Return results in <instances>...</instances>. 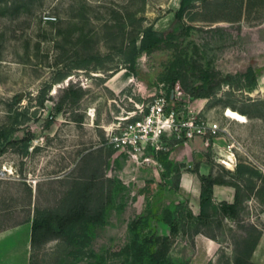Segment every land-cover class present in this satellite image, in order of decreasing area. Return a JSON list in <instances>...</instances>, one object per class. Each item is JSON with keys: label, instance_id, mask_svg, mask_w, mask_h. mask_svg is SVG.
<instances>
[{"label": "rangeland", "instance_id": "374dc122", "mask_svg": "<svg viewBox=\"0 0 264 264\" xmlns=\"http://www.w3.org/2000/svg\"><path fill=\"white\" fill-rule=\"evenodd\" d=\"M178 6L179 0H0V127L19 110L27 121L13 138H22L25 128L32 132L26 150L18 142L0 156L2 241L8 248L28 249L32 220L42 212L63 214L78 203L90 209L107 206L105 224L87 232L89 241L79 232L72 245L60 237L37 243L26 264H88L90 251L101 253L115 243L123 244L128 223L145 208L139 190L146 185L151 196L163 184L156 166L138 165L104 144V127L159 91L125 68L128 64L120 50H128L133 42L138 47L141 29L150 24L159 31H178L180 23L174 17ZM182 22L198 27L195 38L201 50L221 77L228 75L231 82L222 84L210 99H193L185 93L179 97L209 110L207 116L227 127L252 153L250 159L241 155L238 161L264 168V120L242 122L225 115L228 107L244 106L264 115V91L239 89L236 79L248 66L264 75V0L196 1L184 12ZM95 55H109L107 70L73 68L66 77L54 80L64 67ZM166 58V52L155 58L141 53L135 65L147 78L150 67ZM214 164L218 174L229 175L220 159ZM121 168L129 171L128 177L119 179L121 184L110 181L118 178ZM243 179L245 187H257L242 191L254 195L257 202L244 214L256 215L264 209V178ZM169 181L173 188L175 181ZM168 198L177 200V189ZM239 218L232 226L218 217L205 221L222 243L216 264L245 260L264 231L259 218ZM186 222L171 249V256L180 261L192 250L193 221ZM156 226L164 234L163 222ZM224 247L232 249L230 256ZM105 264L117 262L110 259Z\"/></svg>", "mask_w": 264, "mask_h": 264}, {"label": "trees", "instance_id": "16d2710c", "mask_svg": "<svg viewBox=\"0 0 264 264\" xmlns=\"http://www.w3.org/2000/svg\"><path fill=\"white\" fill-rule=\"evenodd\" d=\"M196 1L205 2L208 0H179L178 9L174 13L175 19L180 23L178 31L174 29L159 31L150 24L141 29L138 47L133 42L128 50H120V52L125 56L124 61L128 64L125 68L148 85L163 89L168 95L171 91L178 90L193 99H210L217 93L222 84H229L231 80L228 75L224 78L221 77V73L215 70L211 65V61L204 55V51L201 50L195 38L200 31L198 27L182 22L184 12L192 7ZM164 52H166L167 58L157 60L158 63L150 67L152 71L150 76L144 78L142 72L135 65L137 56L144 53L150 58H155L159 53ZM108 60H110L109 55L107 57L95 55L91 58L83 59L75 66H67L58 71L54 80L59 81L66 77L73 68L107 70L105 63ZM236 79L239 89L253 90L257 84L256 75L251 66H248L245 72L237 74ZM50 85L45 86L41 92V97L45 96ZM235 109L233 110L238 113H245L243 108ZM23 118L25 116H22V113L16 110L11 120L0 127V156L6 152L9 146L18 142L22 143L24 150L28 148L32 140V132L28 128H25L22 138H13V134L27 121L25 120L26 118ZM172 148V144H169L167 150L153 152V156L162 166L158 174L163 184H160L151 196L146 185L139 190V194L144 196L145 208L141 214L135 216L128 223L126 241L123 244L115 243L101 253L90 251L88 257L92 260L88 264H105L110 259L115 260L117 264H189V255L184 261L177 260L171 256L174 237L187 227L186 221L188 219L193 221V223H190L193 226L191 243H193L194 235L198 233L216 239L217 235L208 231L212 225L210 222L205 221H210L217 217L219 220L225 217L234 220L240 219V202L244 196H247L242 194V191L246 188L249 190L255 189V185L245 187L242 184L243 187L241 188L236 181H233L235 188L234 202L221 201L215 203L213 202L212 187L216 183L225 182L223 179L224 175L218 174L213 177L210 174H200L197 168L193 170L200 181V211L197 216L192 214L187 200L176 201L168 198L171 190L177 189L181 170L184 166L169 158ZM236 176L237 179L235 178ZM243 176H253L261 180L264 178V172H259L246 164H239L233 178L237 181L243 180L245 182L246 180L243 179ZM171 178L175 181L173 188L169 186ZM108 179L121 184V181L117 178ZM165 198H167L166 201ZM106 211L107 206L104 204L97 206L95 209H90L84 203H78L63 214L50 211L42 212L31 223L30 249L32 250L37 243L59 237L72 245L76 241V237H79V232L83 234L85 241H89L90 235L87 232L94 226L105 224ZM160 221L168 225L169 235H161L158 232L156 224ZM261 233L262 231L259 232V235ZM256 242L251 246L245 260L234 259L232 264H243V261L254 264L250 260V254Z\"/></svg>", "mask_w": 264, "mask_h": 264}, {"label": "crops", "instance_id": "0c3cea01", "mask_svg": "<svg viewBox=\"0 0 264 264\" xmlns=\"http://www.w3.org/2000/svg\"><path fill=\"white\" fill-rule=\"evenodd\" d=\"M254 73L257 79L255 90L264 91V75L260 74L258 69H254ZM106 85L107 87H110L108 84ZM254 105L256 106L257 104ZM243 109L245 110V113L240 114H242L248 121L264 120L263 114L255 113L250 107L244 106ZM208 111L209 110L204 109L203 114L207 116L206 113ZM222 127L227 130V134L221 133L217 135L213 139V143L210 146H204L200 138H194L188 142L186 146H180L178 149L171 151L169 155L171 160L184 165L183 169L181 170V175L178 182V198L176 201L187 200L188 206L194 216H197L200 211V181L196 173L193 171L195 168H197L198 172L202 175L210 174L215 177L218 175V172L215 169L214 161H216V159H220L222 163V160H225L228 155H231V153L234 154L236 165L232 168L228 167L229 175L223 176L225 182L216 183L212 187L213 202L215 203H219L221 201H226L227 203L234 202L235 188L232 182L236 181V183H238L241 188L243 187L241 181H237L233 178L236 174V169L239 164H246L259 172H264V168L255 166L249 161H238V157L241 155L250 159L252 153H249L244 148V146H242V144H240V142L234 138L227 127ZM228 144H233L231 151L226 149V145ZM100 145L104 146L102 142ZM128 172L129 171L125 170L124 168L119 169L120 175L117 179L128 177ZM256 203L257 202L254 195L243 197L242 201L240 202L241 210L239 213L240 217L244 218L242 221H253V218H259V220L264 223V209L259 210L256 215L244 214L245 210L251 209ZM222 222H228L229 225L232 226L235 221L234 219L225 217L222 219ZM163 224L165 225V228L163 227L164 234L162 235H169L168 225L164 222ZM2 240V236H0V264H26V262H28L30 248L24 249L22 247L17 248L16 246L8 248L5 245L6 242ZM221 244L222 243L219 241L218 236H216V239H213L202 233L194 235L193 243H191L192 250L189 252L188 256L189 264H216L217 251L221 247ZM224 251L228 256H230L232 253V249L229 247H224ZM250 260L254 264H264V231H262L257 239L256 245L250 254Z\"/></svg>", "mask_w": 264, "mask_h": 264}, {"label": "built area", "instance_id": "2783aa9c", "mask_svg": "<svg viewBox=\"0 0 264 264\" xmlns=\"http://www.w3.org/2000/svg\"><path fill=\"white\" fill-rule=\"evenodd\" d=\"M181 91H173V97L164 90L151 96L145 103L135 104L134 109L116 116L115 121L104 127V144L110 149L141 165H153L161 170V164L153 152L185 146L194 138H200L204 146L227 130L218 121L203 114V107L195 108L193 102L183 100ZM196 101V100H194ZM233 144L226 145L231 151ZM222 163L229 168L236 165L234 154Z\"/></svg>", "mask_w": 264, "mask_h": 264}, {"label": "bare ground", "instance_id": "6f19581e", "mask_svg": "<svg viewBox=\"0 0 264 264\" xmlns=\"http://www.w3.org/2000/svg\"><path fill=\"white\" fill-rule=\"evenodd\" d=\"M225 115L228 116L229 118L235 119V120H240V121H245L246 118L241 115L240 113H238L237 111L231 109V108H227L225 111Z\"/></svg>", "mask_w": 264, "mask_h": 264}, {"label": "water", "instance_id": "95a60500", "mask_svg": "<svg viewBox=\"0 0 264 264\" xmlns=\"http://www.w3.org/2000/svg\"><path fill=\"white\" fill-rule=\"evenodd\" d=\"M170 96L173 97V91L170 92Z\"/></svg>", "mask_w": 264, "mask_h": 264}]
</instances>
